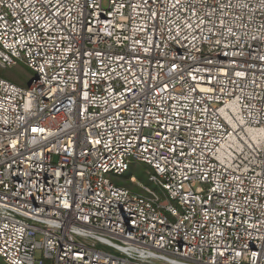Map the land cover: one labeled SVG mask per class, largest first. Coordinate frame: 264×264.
Wrapping results in <instances>:
<instances>
[{"label": "built area", "instance_id": "obj_1", "mask_svg": "<svg viewBox=\"0 0 264 264\" xmlns=\"http://www.w3.org/2000/svg\"><path fill=\"white\" fill-rule=\"evenodd\" d=\"M18 62L4 264H264V0H0ZM132 162L155 190L112 180Z\"/></svg>", "mask_w": 264, "mask_h": 264}, {"label": "rangeland", "instance_id": "obj_2", "mask_svg": "<svg viewBox=\"0 0 264 264\" xmlns=\"http://www.w3.org/2000/svg\"><path fill=\"white\" fill-rule=\"evenodd\" d=\"M101 5L103 8H106L108 6V0H101ZM32 72L30 69H28L24 64L18 62L12 66L1 68L0 69V76L11 80L12 82L22 86L26 87L30 81ZM150 168L143 163L140 162H132V164L128 167L126 173H124L121 176H111L112 180L116 181L117 184L125 185L129 188H134L137 184H143L151 187V189H156L154 185L150 182H148V172H150ZM135 177V182H131L129 180V176ZM35 258H43L41 251L36 250L35 252ZM46 260L47 264H53L51 260ZM0 264H4L0 260Z\"/></svg>", "mask_w": 264, "mask_h": 264}, {"label": "bare ground", "instance_id": "obj_3", "mask_svg": "<svg viewBox=\"0 0 264 264\" xmlns=\"http://www.w3.org/2000/svg\"><path fill=\"white\" fill-rule=\"evenodd\" d=\"M247 131H248V134L251 137H253L254 139H256L255 136L258 137V135H259L258 132L254 131V130L248 129Z\"/></svg>", "mask_w": 264, "mask_h": 264}, {"label": "trees", "instance_id": "obj_4", "mask_svg": "<svg viewBox=\"0 0 264 264\" xmlns=\"http://www.w3.org/2000/svg\"><path fill=\"white\" fill-rule=\"evenodd\" d=\"M130 177H131V175L128 178H130Z\"/></svg>", "mask_w": 264, "mask_h": 264}]
</instances>
